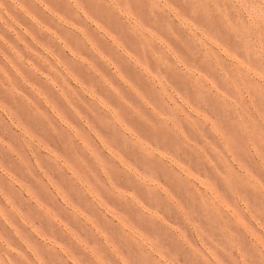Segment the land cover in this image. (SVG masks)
<instances>
[{
  "label": "rangeland",
  "instance_id": "rangeland-1",
  "mask_svg": "<svg viewBox=\"0 0 264 264\" xmlns=\"http://www.w3.org/2000/svg\"><path fill=\"white\" fill-rule=\"evenodd\" d=\"M130 2L151 24L146 0ZM26 3L43 20V10L51 8L75 22L71 32L37 28L30 20L22 27L0 23V235L16 249L10 255L0 246V264H73L76 257L102 264L101 256L106 264H122L125 257L132 264H171L163 252L155 259L144 254L139 244H150L146 233L158 236L179 264H234L219 247L221 225L264 234V196L248 193L252 206L245 212L225 199L228 187L223 194L217 190V184L227 186L225 169L231 168L212 144L213 133L222 135L217 121L232 127L225 108L237 96L239 61L230 51L235 41L218 21L198 20L204 31L187 20L184 0L163 7L190 35L176 26L170 31L166 16L154 28H142L127 8L120 9L151 50L149 62L143 45L125 38L124 23L103 0H80L75 7L84 19L70 0H45L39 9ZM198 56L199 71L193 66ZM178 64L191 74V102L160 74L164 68L175 77ZM256 77L264 79V70ZM158 95L181 115L174 131L152 133L142 119L162 114ZM244 103L251 111L262 102L253 97ZM138 131L159 137L160 159L147 162L126 147L131 137L142 152L154 151ZM186 153L207 170L201 173L206 166L191 163ZM231 160L264 180L260 159L237 151ZM146 164L157 179L138 170ZM141 183L155 191L146 192ZM57 243L60 251L49 252Z\"/></svg>",
  "mask_w": 264,
  "mask_h": 264
},
{
  "label": "clouds",
  "instance_id": "clouds-1",
  "mask_svg": "<svg viewBox=\"0 0 264 264\" xmlns=\"http://www.w3.org/2000/svg\"><path fill=\"white\" fill-rule=\"evenodd\" d=\"M44 2L45 0H32V4L36 9H39V6L44 4ZM70 2L73 6V11L76 12V16L79 19H84L83 16L79 15L83 9L75 7L79 5L80 0H70ZM103 2L107 5L109 11L113 15L118 16L124 23L126 29L125 38L137 41L143 45L145 59L149 62L153 59L151 50L147 45H144L140 31L133 28L132 21L124 16L120 9L127 8L142 28H154L158 18L160 16H166L171 23L165 26L170 31L173 30V26H176L186 35H190L186 28L182 25H177L175 17L167 8L163 7L168 3V0H146L145 7L149 16L152 18L151 24L146 22L143 14L138 13L132 7L130 0H103ZM184 3L186 8L181 14L187 20L196 24L198 28L204 31L206 29H204L203 25L197 24L198 20L202 19L206 23L209 21H218L236 44V47L230 49V51L239 61V63L234 65L238 69L237 96L225 108V111L231 112L232 114V127L226 128L221 121H217L222 135L213 133L215 143L212 144V147L215 149L214 154L218 158H223L221 160L222 163L226 160L231 165L230 170L227 167L225 169L228 176L227 186L217 184V190L223 194L225 188L228 187V193L225 199L229 200L230 203L234 199L235 203L244 207L245 212H247L252 206L248 200V193L251 192L258 196H264V180H261L251 169H247L246 167L238 168L232 163L231 157L233 152L245 151L264 163V159H261L262 154H264V112L261 111V109H264V79H257L256 77V72L264 69L252 63L255 60L264 64V0H184ZM157 4L159 7H154ZM26 13H30V15ZM43 16L47 19H41L37 11H32L28 3H26V0H0V23L6 21L11 23L13 27H22V20H30L37 28L44 25L50 26L51 29L57 31L67 29L71 32L74 30L72 25L75 22V17H69L51 8L44 9ZM48 22H50V25ZM144 34L146 35L147 33L145 32ZM0 39H3V37L0 36ZM85 47H88L87 43H85ZM117 52L123 55L119 49H117ZM202 53L203 49H201ZM168 59L170 62L173 61V57L170 55ZM199 60L200 57H196L193 64L197 71H199ZM245 66H247V70H245ZM177 68L179 71L175 77L171 71L166 72L164 68L160 69V74L173 85L176 91H179L182 95L189 98L191 102L193 95V80L191 74L185 71L184 65L178 64ZM201 83L204 85L202 91L206 92L208 90L207 83L204 81H201ZM156 91L158 92V89ZM253 97L259 99L262 103L259 106L253 105L251 111H249V107L244 101L246 98L252 99ZM154 99L160 102L162 114L155 116L152 120H148L147 117H142L147 123L148 129L152 133L163 130L174 131L173 122L181 118L180 113L169 103L167 97L158 95ZM108 118L111 119L110 116ZM109 131L111 132L110 128ZM137 134L141 139L150 144L154 151L151 153L142 152L140 144L131 137H129L126 147L134 149L147 162H154L160 159L161 154L164 153V149L160 147L159 137L146 135L141 131H138ZM116 142L117 144L123 143L121 140L119 142L117 140ZM171 154V151L167 153V155ZM186 155L191 163H201V165L206 166L200 167L201 173L207 170V165L199 162L194 153H186ZM138 170L145 176H152L153 179H157L155 169L149 167L147 164L144 168ZM141 187L146 192L150 190L155 191V186L151 184L141 183ZM2 214L0 212V215ZM198 222L203 225L202 219ZM221 229L220 237L222 242L219 247L234 264H264V234L252 235L245 232L243 228L236 224L231 228H224L221 225ZM145 235L148 241H150V244L140 242L139 246L146 256L155 259L163 252L171 264H179V259L173 258L174 254L161 243L158 236L148 235L147 233ZM192 238H195V233L192 234ZM0 246H5L9 250L10 255L16 252V249L2 235H0ZM48 251L56 254L60 251V245L58 243L50 244ZM101 262L102 264H106V262H103L102 256ZM41 264H47L46 260L42 259ZM73 264H83L82 258L76 257ZM122 264H132V261L125 257ZM157 264H166V262L157 259Z\"/></svg>",
  "mask_w": 264,
  "mask_h": 264
}]
</instances>
